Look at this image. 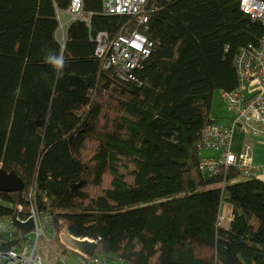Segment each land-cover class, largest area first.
Returning a JSON list of instances; mask_svg holds the SVG:
<instances>
[{
    "label": "trees",
    "instance_id": "16d2710c",
    "mask_svg": "<svg viewBox=\"0 0 264 264\" xmlns=\"http://www.w3.org/2000/svg\"><path fill=\"white\" fill-rule=\"evenodd\" d=\"M70 4L0 0V168L36 186L60 254L85 258L69 248L66 227L97 240L92 256L113 264H264V181L237 182L232 167L212 176L198 148L218 123L214 93L237 86L236 58L260 43L261 21L241 0H148L153 51L125 81L95 56L93 39L137 26L85 0L62 38L59 12ZM42 49L64 56L62 78ZM22 194L0 192V217L12 219ZM224 202L233 206L227 229L218 225Z\"/></svg>",
    "mask_w": 264,
    "mask_h": 264
},
{
    "label": "built area",
    "instance_id": "2783aa9c",
    "mask_svg": "<svg viewBox=\"0 0 264 264\" xmlns=\"http://www.w3.org/2000/svg\"><path fill=\"white\" fill-rule=\"evenodd\" d=\"M101 1L104 14L128 16L127 23H133L137 28L128 31L127 25H124L115 36H110L105 31L99 32L93 39L96 45L94 54L103 61L105 69L114 67L123 80H135L136 72L143 68L153 51V41L149 39L146 32L149 29L148 22L151 14L157 10V7L154 4L148 5V0ZM84 2L85 0H71L67 11L69 15L67 23L81 18ZM241 8L253 20L261 21L264 26V0H241ZM67 23L60 18L59 30L62 38L64 37L63 29ZM236 72L237 86L223 93L227 100L228 111L234 112L235 115L229 124L208 125L201 133L198 148L217 154L202 156L199 164L202 170L216 176L222 167H232L239 173L235 181L240 182L258 178L263 169L254 161L251 144L244 143L242 150L235 151L233 140L237 129H241L246 135L264 138V34L258 45L249 44L241 48L236 58ZM22 192L25 204L19 206V217L22 221L32 218L35 228L21 235L13 219L4 220L0 217V235L10 232V239L4 242H12L9 248H5L0 243V264H44L43 254L39 251L40 240L45 238L52 244L50 247L53 250L55 243H52V240L55 242L60 237L53 214L40 207L36 186L25 187ZM223 204L218 219L220 227L223 226V221L233 220V215L224 214ZM24 206L28 210V216L25 218L20 216ZM15 233L19 234L16 238H14ZM68 238L70 239V242L67 241L69 248L75 247L74 249L79 252L81 248L77 242L88 241L96 244L97 241L70 235ZM83 254L85 256L83 264H113L106 259L89 256L85 252ZM58 256L59 264H68L59 252Z\"/></svg>",
    "mask_w": 264,
    "mask_h": 264
},
{
    "label": "crops",
    "instance_id": "0c3cea01",
    "mask_svg": "<svg viewBox=\"0 0 264 264\" xmlns=\"http://www.w3.org/2000/svg\"><path fill=\"white\" fill-rule=\"evenodd\" d=\"M68 20H69V15H68V18L66 20H64V22L67 23ZM68 24L69 23L66 24L65 29L67 28ZM229 123H230V121H229ZM237 133L241 135V140H240V142H239L238 145H235V148H234V145H233V149L235 151L242 150L244 143H249V144L252 145V150H253V155H254V161H255V163L257 165L263 167L262 171L259 173L258 179L264 181V138L263 137H254V136L246 135V134H244L241 131V129H237L236 130V134ZM236 134H235L234 144H235V141L237 139ZM213 153H215V152H213ZM213 153H211V154H213ZM223 205H224V214L227 215V216L233 215V206L231 204L227 203V202H224ZM230 223H231L230 221H223L222 228L227 229L229 227ZM61 232H65L68 235L72 236L68 232V230H67L66 227H63ZM57 241H59V240L57 239ZM68 242H70V239L68 240ZM47 243L49 244V246L52 245L50 242H47ZM87 248H88V252L90 253L91 252L92 245L83 244V250L86 251ZM53 250L55 252H59L60 253V247H59V244L58 243H55L54 244V249ZM85 251H83V252H85ZM45 254L43 256H45ZM83 261H84L83 257H81V256H74V258L72 260V263L73 264H83Z\"/></svg>",
    "mask_w": 264,
    "mask_h": 264
},
{
    "label": "water",
    "instance_id": "95a60500",
    "mask_svg": "<svg viewBox=\"0 0 264 264\" xmlns=\"http://www.w3.org/2000/svg\"><path fill=\"white\" fill-rule=\"evenodd\" d=\"M25 186H26L25 180L19 173H17L16 171L8 172L5 169L0 168V192H5V193L21 192L24 190ZM12 219L16 229L20 232L21 235H25L28 232L34 230L35 228V222L32 218H29L27 221H22L20 219L19 208L15 209ZM10 234H11L10 232H4L1 234V237L6 241H8L10 239ZM77 243H78L77 245L80 246L81 250H83V244L92 245L90 253L88 252V248L86 249V251L83 250L89 256H92L96 250L95 243H91L88 241H84L81 243L77 242Z\"/></svg>",
    "mask_w": 264,
    "mask_h": 264
},
{
    "label": "rangeland",
    "instance_id": "374dc122",
    "mask_svg": "<svg viewBox=\"0 0 264 264\" xmlns=\"http://www.w3.org/2000/svg\"><path fill=\"white\" fill-rule=\"evenodd\" d=\"M60 17L62 19V21L64 22V20H66L68 18V13L67 11H62L60 12ZM61 31L60 33L58 34L59 37H61ZM223 94L221 93L220 90L216 91L214 93V97H213V101H212V115L215 117L216 121L218 123H221V124H228L229 121L232 119V116L235 115L234 112H229L228 109H227V100L225 99V97L223 98ZM236 134V132H235ZM236 141H235V144H234V140H233V145H234V148H235V145H238L240 140H241V135L240 134H236ZM234 139H235V135H234ZM211 153H213L212 151H209V150H202L201 151V154L202 155H211ZM4 220H8V218H4ZM5 241V239H3L0 235V243L2 244L3 242ZM40 247H39V251H41L43 253V255L45 253H51L57 260L58 262V252H55L54 250H52V248L49 246V244L47 243V241L45 240V238H42L40 240ZM75 255H72V256H67V255H64L63 257L65 258V261L66 263L68 264H73L72 263V260L74 258ZM44 257V256H43ZM45 258V257H44ZM59 264V262H58Z\"/></svg>",
    "mask_w": 264,
    "mask_h": 264
},
{
    "label": "clouds",
    "instance_id": "9594fccd",
    "mask_svg": "<svg viewBox=\"0 0 264 264\" xmlns=\"http://www.w3.org/2000/svg\"><path fill=\"white\" fill-rule=\"evenodd\" d=\"M42 52L44 53V62L48 64L53 70L52 74L57 79L62 78L64 75V68L66 67V60L64 56L57 54L51 49H42Z\"/></svg>",
    "mask_w": 264,
    "mask_h": 264
}]
</instances>
